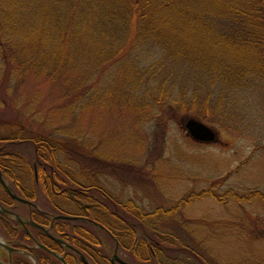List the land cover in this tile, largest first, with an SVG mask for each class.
Instances as JSON below:
<instances>
[{
    "label": "rangeland",
    "instance_id": "374dc122",
    "mask_svg": "<svg viewBox=\"0 0 264 264\" xmlns=\"http://www.w3.org/2000/svg\"><path fill=\"white\" fill-rule=\"evenodd\" d=\"M144 46L143 42L134 46L142 60L162 56L160 48ZM163 66L167 71L169 66ZM2 69L6 72V67ZM102 69L103 77L95 81L94 86L105 80L111 91L117 87L128 89L116 64H106ZM162 69L156 71L162 74ZM9 77L0 75V140L16 134L20 138L11 143L0 141V149L6 147L10 152V165L21 163L12 168L19 179L17 183L29 193L41 194L38 181L33 187L32 160H48V153L44 148L39 151L25 138L39 134L50 139V146L55 148V161L66 177L106 191L107 197L98 189H92L97 209L87 213L113 227L116 236L107 228H101L94 219H90L94 223L88 219L85 222L95 230L91 229V239L101 238V247H105L109 255L115 251L117 255L126 254L127 258L144 256L142 246L138 245L135 253L132 252L135 256H130L122 245L129 243L122 229L129 224L127 214L144 213L145 218L137 223L145 228L152 225L164 232L166 239V234H171L204 255L194 262L193 258H183L181 252L177 255L176 249L166 250L163 253L168 256L158 257L161 264H264L262 86L241 90L242 107L236 116L240 117L239 126L243 128L236 129L226 125V120L221 122L213 117L208 110L206 117H202L189 108L162 106L158 107L159 114L144 116L132 101L124 96L116 97L114 92L93 100L86 109L66 108L70 98L62 95L63 85L59 80L34 77L28 72L18 81ZM178 78L170 75L175 84ZM220 81L216 79L217 83ZM188 116L209 125L214 139L191 138L183 127ZM232 116L231 119H235L234 112ZM237 119L234 121L239 122ZM66 140L68 144L60 145L59 142ZM83 141L91 145L93 157H86L73 148L81 146ZM66 199L53 197L62 210H79ZM43 200L36 199L39 206L47 207ZM114 208L118 214L112 211ZM163 209L169 213L157 215ZM123 217L126 220H121ZM133 218L136 220L135 215ZM98 247L95 244L92 253L103 258Z\"/></svg>",
    "mask_w": 264,
    "mask_h": 264
},
{
    "label": "trees",
    "instance_id": "16d2710c",
    "mask_svg": "<svg viewBox=\"0 0 264 264\" xmlns=\"http://www.w3.org/2000/svg\"><path fill=\"white\" fill-rule=\"evenodd\" d=\"M142 42L146 48H160L162 56L142 60L134 51ZM106 64H116L128 89L114 88L116 94L105 80L94 86L103 77ZM163 65L169 66L167 71ZM1 69V78L7 75L15 81L27 72L59 80L62 95L70 98L66 108L83 110L93 100L114 92L116 97L132 101L144 116L159 114L162 106L189 108L202 117L208 110L221 122L226 120V125L241 129L240 117L237 119L241 90L258 85L264 88V0H0ZM156 69H162V74ZM170 75L180 76L178 84ZM233 112L235 119H231ZM19 138L16 134L0 141L11 143ZM25 139L39 151L46 149L48 160H55L50 139L39 134ZM59 143L68 144L67 140ZM73 148L93 157L88 141ZM5 149H0L1 161L11 157ZM63 179V184L78 187L76 207L95 221L87 213L97 209L93 188L81 181L79 185L69 183L65 174ZM63 192L71 199L70 190ZM168 213L163 209L157 215ZM144 216L127 214L128 255L135 256L132 252L139 245L144 249L142 258L166 257L169 254L163 252L173 249L194 262L204 258L201 251L171 234H166V239L164 232L152 225L145 228L140 224ZM108 230L116 236L113 227Z\"/></svg>",
    "mask_w": 264,
    "mask_h": 264
},
{
    "label": "flooded vegetation",
    "instance_id": "af4514ba",
    "mask_svg": "<svg viewBox=\"0 0 264 264\" xmlns=\"http://www.w3.org/2000/svg\"><path fill=\"white\" fill-rule=\"evenodd\" d=\"M10 161L0 160L3 166L0 168V264H63L62 261L66 264H161L159 258H127L126 254L117 255L115 251L109 255L106 248L101 247V238L97 237L95 241L92 236L95 242L91 239V229L95 230L85 222V219L91 218L79 210L69 212L57 206L53 197L66 198L62 194L65 189L72 192L71 199H67L76 206L79 189L76 185L63 184L64 174L60 173L64 170L55 160H32L33 187L37 186L35 183L38 181L41 194L34 191L29 193L26 187L17 183L19 179L12 168L21 166V163L12 166ZM69 177H66L69 183L79 185V181ZM89 186L107 197L104 189L92 184ZM38 198H43V203L48 206H39ZM112 211L118 214L116 208ZM123 219L126 220L125 217ZM95 221L101 228L108 229L101 221ZM125 228L123 225L122 229ZM108 235L113 238L111 233ZM95 244L100 246L98 254L103 258H97L92 253ZM122 245L126 252V245Z\"/></svg>",
    "mask_w": 264,
    "mask_h": 264
},
{
    "label": "water",
    "instance_id": "95a60500",
    "mask_svg": "<svg viewBox=\"0 0 264 264\" xmlns=\"http://www.w3.org/2000/svg\"><path fill=\"white\" fill-rule=\"evenodd\" d=\"M183 127L186 131V133L193 139L199 140V141H208L214 139V131L213 129L204 123L203 121L193 117L188 116L183 121ZM2 181V180H1ZM62 217H65L62 215ZM30 222V221H29ZM32 223V222H31ZM34 224V223H32ZM82 257V255L80 254ZM62 261V258H60ZM63 264H66L64 261H62Z\"/></svg>",
    "mask_w": 264,
    "mask_h": 264
}]
</instances>
